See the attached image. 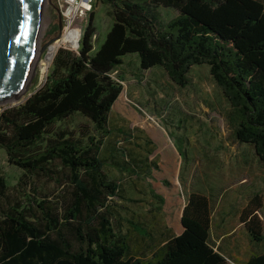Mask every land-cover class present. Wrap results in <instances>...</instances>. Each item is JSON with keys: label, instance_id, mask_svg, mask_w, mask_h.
<instances>
[{"label": "trees", "instance_id": "16d2710c", "mask_svg": "<svg viewBox=\"0 0 264 264\" xmlns=\"http://www.w3.org/2000/svg\"><path fill=\"white\" fill-rule=\"evenodd\" d=\"M100 1L110 6L113 22L98 49L92 53L91 14L78 53L59 51L50 82L0 114V150L8 163L51 179L50 166L58 162L72 188L59 214L40 206L42 218L35 222L19 206L4 204L6 184L0 176V264H230L207 242L209 204L195 192L182 210V233L151 260L130 257L126 237L107 217L120 187L103 172L101 138L80 146L53 126L77 114L106 138L108 116L122 90L111 73L126 55H136L143 71L161 68L180 88L188 86L191 67L206 65L237 119L235 140L251 146L264 164V0ZM160 6L177 15L161 22L155 12ZM122 166L137 175L130 164ZM261 209L264 193L252 195L240 213L256 243L264 238ZM245 264H264V255Z\"/></svg>", "mask_w": 264, "mask_h": 264}, {"label": "rangeland", "instance_id": "374dc122", "mask_svg": "<svg viewBox=\"0 0 264 264\" xmlns=\"http://www.w3.org/2000/svg\"><path fill=\"white\" fill-rule=\"evenodd\" d=\"M155 12L164 23L177 15L176 10L161 6ZM89 20L90 16L83 23H74L71 32L46 48L33 66L28 90L20 103L50 82L59 51L78 53ZM91 22L96 30L91 39L94 53L112 25L110 6L95 0ZM57 23L53 0H44L39 47L56 38ZM111 77L122 90L109 113L110 134L106 138L77 114L55 123L53 131L65 133L80 146L87 145L90 138H101L103 172L120 187V196L109 201L107 212L116 232L125 231L130 208L137 210V222H147L159 209L173 218L190 191H209L210 187V192L222 191L232 186L242 189V201L252 193L263 195L264 164L257 162L251 146L235 140L237 119L206 65L189 69L185 88L174 85L159 67L141 70L133 54L122 58ZM16 105L0 101V114ZM143 162L148 166L143 167ZM127 164L137 171L136 176L121 169ZM50 167L54 170L51 179L23 172L10 165L0 150V176L6 184L4 204L19 206L35 222L42 218L40 206L59 214L72 188L66 169L58 162ZM151 191L162 197L164 204L153 198Z\"/></svg>", "mask_w": 264, "mask_h": 264}, {"label": "crops", "instance_id": "0c3cea01", "mask_svg": "<svg viewBox=\"0 0 264 264\" xmlns=\"http://www.w3.org/2000/svg\"><path fill=\"white\" fill-rule=\"evenodd\" d=\"M256 160L261 163L257 157ZM211 189L213 188L210 187ZM210 190L187 192L179 212L174 214L173 218L165 214L164 210L160 211L161 209H159L157 210L159 212L149 218L147 222H137L138 212L136 209L130 208L129 217L125 222V231L122 233L128 243L129 256L140 260H151L160 255L168 240L182 233L183 227L180 218L187 196L191 192L201 194L208 200L210 224L207 242L216 253L230 264H245L254 256L264 255V238L261 242H253L240 222L241 210L254 193L242 201V189H232L231 186L222 191L210 192ZM162 204H164V200ZM151 210L149 208V211ZM258 215L262 221L264 236V210H259Z\"/></svg>", "mask_w": 264, "mask_h": 264}, {"label": "water", "instance_id": "95a60500", "mask_svg": "<svg viewBox=\"0 0 264 264\" xmlns=\"http://www.w3.org/2000/svg\"><path fill=\"white\" fill-rule=\"evenodd\" d=\"M42 5L43 0H0V101L20 103L28 90L31 67L60 38L55 8L58 35L37 49Z\"/></svg>", "mask_w": 264, "mask_h": 264}, {"label": "built area", "instance_id": "2783aa9c", "mask_svg": "<svg viewBox=\"0 0 264 264\" xmlns=\"http://www.w3.org/2000/svg\"><path fill=\"white\" fill-rule=\"evenodd\" d=\"M61 22L60 37L71 32L76 22L83 23L94 11L95 0H53Z\"/></svg>", "mask_w": 264, "mask_h": 264}, {"label": "bare ground", "instance_id": "6f19581e", "mask_svg": "<svg viewBox=\"0 0 264 264\" xmlns=\"http://www.w3.org/2000/svg\"><path fill=\"white\" fill-rule=\"evenodd\" d=\"M44 1V0H43ZM38 40H39V33H38ZM58 41V40H57ZM38 42V41H37ZM54 44V43H53ZM56 48V47H55ZM37 49H39V42H38V45H37ZM32 70H33V67H31V69H30V72H29V77H30V75H31V73H32Z\"/></svg>", "mask_w": 264, "mask_h": 264}, {"label": "flooded vegetation", "instance_id": "af4514ba", "mask_svg": "<svg viewBox=\"0 0 264 264\" xmlns=\"http://www.w3.org/2000/svg\"><path fill=\"white\" fill-rule=\"evenodd\" d=\"M57 29H58V25H57Z\"/></svg>", "mask_w": 264, "mask_h": 264}]
</instances>
